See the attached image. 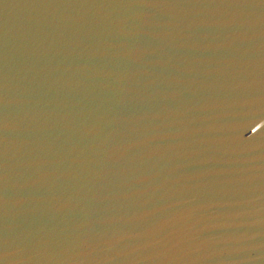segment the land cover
Returning <instances> with one entry per match:
<instances>
[{
	"label": "water",
	"instance_id": "water-1",
	"mask_svg": "<svg viewBox=\"0 0 264 264\" xmlns=\"http://www.w3.org/2000/svg\"><path fill=\"white\" fill-rule=\"evenodd\" d=\"M0 264H264V0H0Z\"/></svg>",
	"mask_w": 264,
	"mask_h": 264
}]
</instances>
